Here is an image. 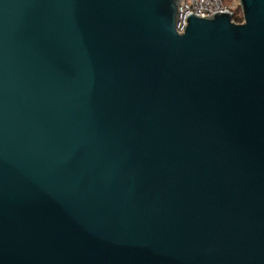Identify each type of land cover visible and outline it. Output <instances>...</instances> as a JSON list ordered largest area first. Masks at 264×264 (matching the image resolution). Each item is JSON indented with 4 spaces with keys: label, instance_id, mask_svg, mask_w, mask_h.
<instances>
[{
    "label": "water",
    "instance_id": "water-1",
    "mask_svg": "<svg viewBox=\"0 0 264 264\" xmlns=\"http://www.w3.org/2000/svg\"><path fill=\"white\" fill-rule=\"evenodd\" d=\"M0 0V264H264V0Z\"/></svg>",
    "mask_w": 264,
    "mask_h": 264
},
{
    "label": "built area",
    "instance_id": "built-area-1",
    "mask_svg": "<svg viewBox=\"0 0 264 264\" xmlns=\"http://www.w3.org/2000/svg\"><path fill=\"white\" fill-rule=\"evenodd\" d=\"M237 10L239 11L238 15L241 17L242 21L241 7L238 0H231V3L228 5H226L223 0H180L176 30L179 33L184 30L183 26L187 24L185 17L190 13L203 17L211 16L216 12H229L232 16V20L235 21L234 16H236Z\"/></svg>",
    "mask_w": 264,
    "mask_h": 264
},
{
    "label": "trees",
    "instance_id": "trees-1",
    "mask_svg": "<svg viewBox=\"0 0 264 264\" xmlns=\"http://www.w3.org/2000/svg\"><path fill=\"white\" fill-rule=\"evenodd\" d=\"M223 2L226 4V5H228V4H230L231 3V0H223ZM238 10L236 11V16H234V20L236 21V22H240L241 21V17L238 15Z\"/></svg>",
    "mask_w": 264,
    "mask_h": 264
}]
</instances>
